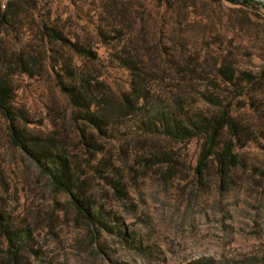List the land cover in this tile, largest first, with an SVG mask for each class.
I'll return each mask as SVG.
<instances>
[{"label": "rangeland", "instance_id": "1", "mask_svg": "<svg viewBox=\"0 0 264 264\" xmlns=\"http://www.w3.org/2000/svg\"><path fill=\"white\" fill-rule=\"evenodd\" d=\"M12 7L18 14L1 26L2 45L46 47L50 55L31 76H13L15 123L45 147L54 141L97 220L77 213L9 141L0 116V212L17 232L15 252L0 237V264H264L260 0H12ZM48 28L61 39L44 36ZM129 65L144 79L145 96L128 116L99 127L55 81L56 72L67 85L77 74L93 76L119 94L130 88ZM221 68L233 72L231 81ZM222 111L240 135L222 175L216 153L201 159L206 137L169 140L154 126L162 119L191 125ZM218 136L214 151L223 152L231 131L225 126Z\"/></svg>", "mask_w": 264, "mask_h": 264}, {"label": "trees", "instance_id": "2", "mask_svg": "<svg viewBox=\"0 0 264 264\" xmlns=\"http://www.w3.org/2000/svg\"><path fill=\"white\" fill-rule=\"evenodd\" d=\"M232 4H248L254 0H225ZM264 7V3L260 2ZM12 0L8 1L7 6L3 4V8L0 5V116L6 122V128L8 131L9 141L21 149L26 151L33 159L35 165L47 174L52 185L56 190L62 192L68 201L73 205L77 213L86 218L89 221H96V214L90 211V207L83 198L85 193L81 182L75 180L73 173L71 172L68 161L61 155L54 152V141L48 139L43 146L42 139L39 136L33 134H23V131L15 123L16 113L12 108V99L14 95V82L13 76L18 73L32 75V69L38 65L43 68V61L49 60L47 54L48 48L44 47L42 50H29L24 47L14 48L10 46L5 48L3 43L1 26L9 23L10 12L15 18L16 14L12 13ZM44 36L51 39H61L60 36L52 28H48L44 32ZM79 54L90 58H96L95 52L87 47H77L73 45ZM51 58V57H50ZM51 67H55L59 64L56 60H53ZM67 75H73L72 68L64 62ZM131 69V82L128 91L114 94L111 91L106 92L104 89L105 84L97 78L91 76L90 78H83L82 75L77 74L74 79V84L67 85L64 81V74L56 72L55 81L60 87L63 93L68 98L72 108L78 110L82 114V119L89 124L90 127H99L100 123L108 122L112 117H126L130 113L137 109L140 103V99L145 96V83L144 79L135 71L132 65H129ZM46 69V68H45ZM219 73L222 77L232 80L234 76L233 72L229 68L219 69ZM93 82V83H92ZM217 116V117H216ZM215 118L211 120H200L199 122H191V125H185L178 123L176 120L162 119L159 124L154 126L161 127L166 133L169 140H183L193 137L195 135H202L206 137V149L205 153L201 156V159L210 153H216L217 161L219 162L220 174L226 173V165L224 164V158L232 157L236 159L235 154H231V143L240 139L237 124L233 118L228 115L227 112L222 111L221 114H217ZM227 126L231 131V137L226 143V147L223 152H215L214 146L216 145L218 135L223 128ZM32 145L25 147V145ZM232 155V156H231ZM88 198V197H87ZM0 237L2 238L5 247L11 252L13 247H16L17 232L14 229L7 228V218L0 212Z\"/></svg>", "mask_w": 264, "mask_h": 264}, {"label": "water", "instance_id": "3", "mask_svg": "<svg viewBox=\"0 0 264 264\" xmlns=\"http://www.w3.org/2000/svg\"><path fill=\"white\" fill-rule=\"evenodd\" d=\"M260 2L264 3V0H260Z\"/></svg>", "mask_w": 264, "mask_h": 264}]
</instances>
